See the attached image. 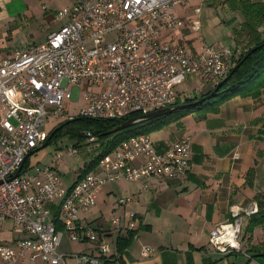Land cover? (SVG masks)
Returning a JSON list of instances; mask_svg holds the SVG:
<instances>
[{
  "label": "built area",
  "instance_id": "1",
  "mask_svg": "<svg viewBox=\"0 0 264 264\" xmlns=\"http://www.w3.org/2000/svg\"><path fill=\"white\" fill-rule=\"evenodd\" d=\"M188 1H79L56 12L55 20L64 23L43 43L0 61V105L5 109L0 120V220L11 222L25 236L0 242V264H23L27 253L31 261L43 264H101L114 253L103 230L80 219L96 204L100 188L126 181L146 189L151 179L177 182L186 177L189 135L163 150L148 135L129 138L70 187L63 186L57 173L59 154L51 166L23 165L48 139L41 129L45 119L118 121L145 116L199 94L202 85L217 86L232 67V51L208 45L200 21L180 17L178 9ZM199 13L194 9L191 15ZM191 34L192 40L185 36ZM74 89L76 102L82 98L85 103L77 116H70L67 104ZM85 136L88 146L97 147L96 137L88 132ZM232 157L236 160L238 154ZM129 202L119 200L123 206ZM54 208L62 230L53 221ZM258 211L256 202L231 207L230 221L210 233L209 245L221 254L242 253L243 219ZM129 217L123 227L119 219L113 224L132 230L135 214ZM62 233L70 242L92 244L95 253H61ZM150 253L146 248L141 256Z\"/></svg>",
  "mask_w": 264,
  "mask_h": 264
},
{
  "label": "crops",
  "instance_id": "2",
  "mask_svg": "<svg viewBox=\"0 0 264 264\" xmlns=\"http://www.w3.org/2000/svg\"><path fill=\"white\" fill-rule=\"evenodd\" d=\"M79 1L86 0H68L67 5L62 9L70 8ZM209 1L211 3L214 0ZM215 1L228 10L231 17L233 14L230 7L242 12L239 7L240 2H248L253 5L264 3V0ZM41 4L42 0H0V61L9 58L15 51H25L43 43L50 34L57 32L62 27L64 21L55 20L56 12L54 14L47 12L48 8L45 6L39 8ZM188 6L191 7L190 4L185 7ZM192 8L189 12H192ZM38 9L40 10L38 11ZM184 9L181 8L178 13L183 20L190 22L192 15L190 13V16H186L183 12ZM242 21H245L244 16ZM213 23L216 25L217 20H214ZM55 24L59 25L58 30L51 31V25ZM239 27L238 35L241 36V40L237 42L235 39L233 46L230 47L232 57L235 58L245 52L247 47L246 32L241 31V25ZM48 30L49 33L44 37V40L36 41V37L40 33ZM257 33L261 38H264V22L257 28ZM185 36L192 40V34ZM213 38L215 39V37ZM204 40L216 50L225 48L216 45L215 41H213L214 44H210L207 39L204 38ZM220 44L223 43L220 42ZM208 90H210L208 85H202L199 94ZM4 113L5 109L0 105V120ZM186 135L191 136L192 145L189 171L183 180L163 182L151 179L147 181L146 189L140 183L124 181L133 187L131 191L128 190L129 185L121 186L126 192L131 193L132 198L129 203L132 204L135 217L142 221L146 228L145 231L153 230L155 224L172 231L177 230L178 234L183 236L177 242L173 240L176 248L171 245L170 251L173 255L171 257L177 258V260L171 261V258L168 257L169 250L166 251L164 245L157 246L156 254L151 257L150 255L142 257L141 253H135V245H140L136 240L138 238L136 235L133 243L123 255L125 263L217 264L223 261L224 264H245L249 257H253L250 264H264V257H255L258 253L246 251V249L251 250V247L255 246H259V254L264 251V227L257 226L252 233H247L249 218H244L242 222L244 239L240 240V243L242 248L244 246L245 252L221 254L208 243L210 233L218 225L230 221L231 207L243 208L251 202L257 203V197L264 192V89L257 98L235 97L225 102L215 114H207L204 117L197 113L190 114L170 125L166 133L157 132L152 134L150 139L157 149L163 150ZM233 153L238 154V159H233ZM77 177L76 173L67 187L76 182ZM114 183L102 186L98 192L96 204L80 215L83 224L103 230L105 237L110 238L113 243V252L117 236L124 235L126 231L108 225L103 219V215L95 209L98 208L99 199H103V195L108 196L114 193L111 188L105 189ZM167 192L172 197L168 199L167 206L162 207L157 204V199ZM142 196L145 197V201H151L155 207L157 219L149 220V224H147L146 218L136 211ZM154 201H156V205ZM51 214L53 218V209H51ZM24 237V234L13 228L11 222L0 220V242L10 243ZM68 244V237L62 233L58 250L61 253H69L66 252L67 249L63 250ZM90 247L89 251L79 253H95L94 246ZM235 254H241L243 260L237 258L230 262L229 258L235 257L233 256ZM183 258L185 261H180ZM29 259L30 254L27 253L23 264L34 262L31 260L27 262Z\"/></svg>",
  "mask_w": 264,
  "mask_h": 264
},
{
  "label": "rangeland",
  "instance_id": "3",
  "mask_svg": "<svg viewBox=\"0 0 264 264\" xmlns=\"http://www.w3.org/2000/svg\"><path fill=\"white\" fill-rule=\"evenodd\" d=\"M68 0H42V4L39 6H45L47 9V12L54 14V12L60 11L63 7L67 5ZM188 4H190L191 7H184L183 10L184 14L186 16H190L191 11L189 10L192 8L194 9H200L199 15L195 17H191L192 20L197 19L201 23L202 27V37L204 36L205 39H207L210 44H214L213 41H215L216 45L219 47H225L227 49H230L231 46H233V43L235 42V39L237 42H240L241 36L238 35L239 33V25H242V12H239L238 10H235L230 7V11L233 14L231 17L229 14V11L223 8V6L217 1H212L210 3L209 0H190L188 1ZM181 8L178 9V11ZM40 9H38L39 11ZM182 12V13H183ZM182 15V14H181ZM214 20H217L216 25H214ZM51 31L52 30H58L59 25H51ZM49 33V30L43 33H40L36 37V41L44 40V37ZM195 35L192 34V37ZM177 37H180L177 35ZM215 37V39L213 38ZM187 39V38H186ZM211 41V42H210ZM223 43V44H220ZM42 43V42H41ZM219 43V44H218ZM240 44V43H239ZM39 45V44H38ZM188 89H193V84H188ZM77 94L78 92L74 89L72 92V101L67 104V110L70 113V116H77L80 109L84 106V100L81 98L79 102L77 101ZM200 94H196L195 96H198ZM49 119H45V124L41 128L43 131L47 132L48 134L56 129L55 136L48 141V144L41 148L43 144H41L39 147H37V150L34 151L28 158V163L26 164L27 168H33L36 166L39 167H47L52 165V161L54 160L56 154H59L61 156V161L58 164L57 173L61 179V182L64 187H67L74 175L77 173V170L81 168V166L89 161L93 155L95 154L94 147L92 145L88 146L87 140L79 139L78 134H83L86 132L85 126H80V124H69V125H62V120H52L49 122ZM175 124V123H172ZM170 124V125H172ZM170 125H167L163 127L161 130L153 132L149 134L148 136L151 138L152 134H155L157 132L166 133L168 131V127ZM87 133V132H86ZM85 133V134H86ZM89 147L91 150L89 151ZM68 149H72L73 153H68ZM129 185L127 183H124V181H119L118 183H114L111 185H108L105 189H112L114 193L107 195H103V199H99L98 208L95 210L98 213H101L103 215V219H105L106 223L111 226L114 225V221L120 220L121 227L125 226L126 223L130 220L129 214L130 212L134 213L132 210V204L127 203L120 205L119 200H126L130 199L131 201V193H128L125 191L124 188H121L122 185ZM133 187L129 185L128 190L131 191ZM172 197L169 192L163 193V196L157 199L158 205H161L162 207L167 206L168 199ZM154 204L156 205V201H154ZM166 209V208H165ZM94 210V211H95ZM136 211L139 213V215L143 216L147 220V224H149V220L157 219L156 213H155V207L153 206L151 201H145V197H140V203L136 207ZM135 214V213H134ZM127 217V218H125ZM185 217V216H184ZM132 223H134V229H137V241L139 244L135 245V253H141L143 249H150V257L154 256L158 250L156 248L159 245H164V249L166 251L169 250L168 257L171 258V261L177 260L175 259L171 254V245H174L173 240L177 242L179 238H182L181 235L178 234L177 230L172 231L168 228H163L161 226L155 225V228L153 230L145 231L142 229L144 226L142 221L138 218L134 217V219L131 220ZM142 223V224H141ZM154 223V222H153ZM162 225V224H161ZM244 232H241L239 240L243 241ZM135 238V237H134ZM107 243L113 249V243L110 241V238H106ZM113 241V240H112ZM133 243V242H132ZM92 244L90 243H80V242H70L69 244L64 247V251L69 253H79V252H87L91 248ZM174 248L175 245L173 246ZM156 249V250H155ZM264 249V248H263ZM244 251V246L242 248V252ZM248 253L252 252L250 249H246ZM245 252V251H244ZM254 253H257L256 251H253ZM63 253V252H62ZM252 254V253H251ZM264 254V251L262 252ZM235 257L229 258L230 262L234 259L240 258L242 259L241 254H235L233 255ZM251 256V255H249ZM139 258V256H138ZM131 259V258H130ZM140 259V258H139ZM28 260V259H27ZM26 260V261H27ZM243 260V259H242ZM180 261H185L183 258ZM30 262V259L29 261ZM32 262V261H31ZM219 263V262H218ZM217 263V264H218ZM29 264H43L39 259H35L33 263ZM219 264H224L223 261H221ZM255 264V263H253Z\"/></svg>",
  "mask_w": 264,
  "mask_h": 264
},
{
  "label": "trees",
  "instance_id": "4",
  "mask_svg": "<svg viewBox=\"0 0 264 264\" xmlns=\"http://www.w3.org/2000/svg\"><path fill=\"white\" fill-rule=\"evenodd\" d=\"M239 7L242 10L245 21L241 25V31L246 32L247 47L245 52L238 55L236 58H231L232 67L238 65V68L230 75L229 72L225 77V81L217 89L216 95L205 100L203 103L196 106L192 103L205 98L217 86L210 88L207 92L198 96H192L185 98L182 101H178L175 105H187L182 109L173 111L172 113L155 117L149 120H143L131 127H127L119 132L107 135L109 130H112L116 126L120 125L124 121L137 120L142 116L132 115L122 120H91L82 117H76L73 120L65 121L63 126L69 124H80V126L86 127V132L91 133L96 137L97 147H95V154L89 162L84 163L81 168L78 169L77 179H80L84 174L93 170L98 161L114 151L122 142L132 137L141 135H149L153 132L161 130L163 127L172 123L180 121L182 118L197 113L204 117L207 114H215L218 112L220 106L225 102L235 98H257L260 96L261 91L264 89V38H261L257 33V28L264 22V3L253 5L248 2H240ZM254 49V51H252ZM222 82V81H221ZM174 106V105H173ZM85 132V133H86ZM51 139L55 136L56 130H52L49 135ZM85 133L78 134L79 139H86ZM48 135V136H49ZM29 158V157H28ZM28 158L25 160L23 168H26ZM257 204L259 211L256 215L251 216L248 219L246 232L252 233L253 229L257 226L264 227V192L257 197ZM58 209H53V221L56 224L58 230H62V226L58 221ZM143 230L146 228L143 226ZM137 229L127 230L124 235L117 236L115 240V251L111 256L103 258L101 264H126L123 259V255L129 248L130 244L137 235ZM259 247V246H258ZM257 246L251 247L252 251H256L258 254L255 257H264V254H259V248ZM250 258V259H249ZM245 264H250L253 257H249ZM259 264V263H258Z\"/></svg>",
  "mask_w": 264,
  "mask_h": 264
},
{
  "label": "water",
  "instance_id": "5",
  "mask_svg": "<svg viewBox=\"0 0 264 264\" xmlns=\"http://www.w3.org/2000/svg\"><path fill=\"white\" fill-rule=\"evenodd\" d=\"M254 51V49L252 50ZM238 68V65H235L232 70L229 72V75L230 76L236 69ZM226 78H224L222 80V82H220V84L217 86V88L212 91L208 96H206L205 98H202L194 103H192L191 105L193 106H196L198 104H201L203 103L205 100H209L211 98H213L215 95H216V91L217 89L222 85V83L225 81ZM184 107H187V105H174V106H171L169 108H165V109H162V110H159V111H156V112H152V113H149L145 116H142L140 117V119H137V120H128V121H124L123 123H121L120 125L116 126L115 128H113L112 130H109L106 134L107 135H110V134H113V133H116V132H119L127 127H131L133 125H135L136 123L140 122V121H143V120H149V119H153L155 117H158V116H162V115H165V114H169V113H172L173 111H176V110H179V109H182ZM60 128V127H59ZM59 128H56L55 130H58ZM51 136H52V133L51 135L48 136V139L43 143L42 146H40V148L38 149H41L43 147H45L47 144H48V141L51 139ZM37 150V149H36ZM35 150V151H36ZM31 154H29L27 156V158L30 156Z\"/></svg>",
  "mask_w": 264,
  "mask_h": 264
}]
</instances>
